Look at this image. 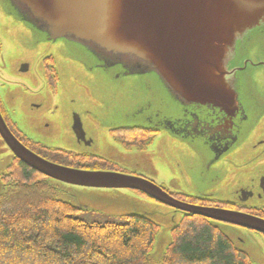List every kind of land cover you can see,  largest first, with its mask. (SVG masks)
<instances>
[{"label":"water","instance_id":"1","mask_svg":"<svg viewBox=\"0 0 264 264\" xmlns=\"http://www.w3.org/2000/svg\"><path fill=\"white\" fill-rule=\"evenodd\" d=\"M14 1L28 14L29 22L38 26L37 34L43 39L81 48L88 44L99 52L137 60L150 67L180 102L216 109L232 125L240 119L241 132L264 118V99L256 86L247 85L249 70H259L252 59L264 62V55L254 54H264V0ZM260 68L264 70V63ZM260 89H264L263 78ZM149 104L156 108L157 104ZM147 105L129 115L141 116L139 112ZM122 117L124 120L126 115ZM0 135L17 159L55 181L138 191L183 217L201 216L217 227L223 223L264 235V219L184 203L144 178L51 163L24 147L1 114ZM218 154L214 162L219 160ZM210 156L201 154L204 160L208 158L204 171Z\"/></svg>","mask_w":264,"mask_h":264},{"label":"flooded vegetation","instance_id":"2","mask_svg":"<svg viewBox=\"0 0 264 264\" xmlns=\"http://www.w3.org/2000/svg\"><path fill=\"white\" fill-rule=\"evenodd\" d=\"M3 23L19 28L25 38L29 39L27 45L42 48L47 52L42 59L44 67L39 74L42 85L38 89H33L31 84L25 85L22 90L28 99L23 101L20 107H10L4 99L1 90L7 84L6 79L0 78V114L8 129L24 147L51 163L72 169L113 172L144 178L187 204L234 211L264 219V153L252 174L234 179L235 184L239 186L233 194L235 201L223 202L207 193L228 179L226 172L218 167L217 162L225 158L237 145L242 125L240 119L232 125L226 116L216 109L180 102L150 67L137 60L99 52L96 47L88 44L81 48L67 42L43 39L37 34L38 26L29 22L28 14L14 0H0V26ZM63 55L79 59L82 69L92 74L96 72L97 66L98 70L114 74V78L118 80L123 77L150 82L151 86L148 85L146 91L157 97L156 108H150L148 103L142 108L141 111L144 112L141 116L126 115L121 121H111L112 116L106 114L96 115V110L93 111L96 103L93 107L82 105L76 108L74 103L68 105L65 98L59 101L58 106L51 108V97L59 93V87L62 85L57 64ZM262 63V59L257 62L252 59V65L257 69H260ZM29 69L31 65L25 64L20 71L27 72ZM71 86L81 88L84 85ZM30 90L35 97L42 98L47 95L50 99H41L43 103L30 101V95L25 92ZM261 93H264V89H261ZM155 110L157 114H154ZM263 121L264 118L260 123ZM90 127L95 130L103 129L107 133L106 143L125 157L127 162V155L134 152L141 156L150 152L154 155V162L143 164V171L137 168L131 169L134 171L125 169L103 155V144L93 136ZM0 143L6 154L5 160L8 161L6 169L16 161L21 162L4 143L1 135ZM255 148L264 150V140H258ZM189 150L197 152L200 158L201 154L213 155L209 157L210 164L205 165V172L214 168L213 177H204L203 165L193 166L187 153ZM216 153H219V160L214 162ZM6 175L5 171H0V187L5 183ZM49 180L70 185L50 178ZM166 181L179 182L186 193L171 191L165 185ZM189 192L198 195L193 196Z\"/></svg>","mask_w":264,"mask_h":264},{"label":"rangeland","instance_id":"3","mask_svg":"<svg viewBox=\"0 0 264 264\" xmlns=\"http://www.w3.org/2000/svg\"><path fill=\"white\" fill-rule=\"evenodd\" d=\"M5 24L0 26V78L6 79L7 86L1 90V94L10 104V107H20L24 103L23 101L28 99L22 88L31 84L33 89H38L42 85L39 74L44 67L42 59L47 55V52L42 48L27 45L26 42L29 39L25 38L24 33L19 28L9 27ZM247 54H251V51ZM254 54L255 56L264 55L259 51L254 52ZM25 64H30L31 69L27 72H21L20 70ZM57 66L61 73L62 85L59 87V93L51 97L52 103L49 104L51 108L58 106L59 101L65 98L68 105L74 103L76 108H80L82 105L93 107V104L96 103V108H93L94 112L96 110V115L106 114L112 116L111 121H121L122 116L133 114L136 109L146 103L157 104V98L146 91L147 86H151L150 82H140L133 78L118 80L114 78V74H107L98 69L92 74L82 69L79 59L67 58L64 55L59 58ZM249 72L252 74L247 77V85L250 87L253 85L254 89L256 86L260 96L264 99V93H261L260 89L262 78L264 80L263 68L259 70L252 68ZM74 84L84 86L73 88L71 85ZM25 92L30 95V101L42 102L41 99H50L47 95L42 98L35 97L32 90ZM142 112L144 111H140L139 114ZM90 131L102 142L103 155L113 159L114 162L124 166L129 171H134L131 169L136 168L143 171V164L154 162V155L150 152L144 156L135 152L129 153L127 162L125 157L106 143L105 136L107 133L103 129L96 128L95 130L90 127ZM260 139L264 140V121L243 128L240 140L234 150L217 162L218 167L226 172L228 179L219 183V186L211 188V191L207 192L208 194H212L213 198L223 202L235 201L233 194L239 186L235 184L234 179L252 174L255 166L260 162L264 150L255 148ZM2 146L0 143V171H5L8 161L5 160L6 154L2 150ZM187 153L193 162V166H204L208 160V158L206 160L200 158L194 150H189ZM183 167L187 166L183 165ZM214 174V168L210 172L204 171L203 173L207 179L213 177ZM54 184L58 188L59 198L81 208L82 211L75 216L87 223L105 224L113 222L123 224L127 222L128 216L140 215L146 216L158 224L159 233L151 253V257L155 261L161 259L172 240V229L180 223L183 217L181 212L133 190L77 187L57 182ZM165 185L173 192L186 193L179 182L170 183L166 181ZM189 194L198 195L192 192ZM217 225L231 239L235 247L251 257L254 264H264V235L223 223H217Z\"/></svg>","mask_w":264,"mask_h":264},{"label":"trees","instance_id":"4","mask_svg":"<svg viewBox=\"0 0 264 264\" xmlns=\"http://www.w3.org/2000/svg\"><path fill=\"white\" fill-rule=\"evenodd\" d=\"M5 172L0 264H254L211 220L188 215L155 261L159 226L151 219L87 223L75 216L82 209L61 200L48 177L17 161Z\"/></svg>","mask_w":264,"mask_h":264}]
</instances>
